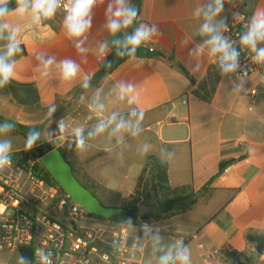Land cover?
<instances>
[{
    "label": "crops",
    "instance_id": "0c3cea01",
    "mask_svg": "<svg viewBox=\"0 0 264 264\" xmlns=\"http://www.w3.org/2000/svg\"><path fill=\"white\" fill-rule=\"evenodd\" d=\"M232 1L225 0L217 21L228 23ZM109 2L103 0L93 9L92 27L86 39L81 38L88 49L85 53H78L74 40L67 37L66 13L60 9L42 24L30 16L18 21L14 13L7 18L19 29L16 39L23 51L9 58L15 65L14 77L0 88V123L39 131L41 141H48L49 133L59 135L63 120L68 129L65 138L53 143L65 147L76 126L84 128L87 138L98 120L115 113L118 120L134 122L132 109L143 110L139 135L112 134V126L87 138L85 152L73 149L78 179L95 184L98 193L109 189L127 198L135 193L151 158H160L168 163L170 185L192 187L199 197L190 211L151 222L152 232L161 239L157 244L151 234L145 237L143 264H158L159 256L179 242L189 248L191 264H228L221 254H214L227 246L250 255L255 247L246 234H264V83L258 74L222 75L212 62L203 43L207 37L199 34L202 18L195 15L209 0H131L139 11L136 23L155 24L159 29V35L141 46L158 55L142 57L138 49L135 58L121 56L117 65L109 67L117 56L112 42L123 35L114 37L105 27ZM257 8H264V0H244L250 18ZM8 35L5 30L0 36V54L6 51ZM101 42H108L109 50L98 58L95 53ZM49 57L54 62L43 77L41 65ZM64 59L80 66L73 81L61 78L58 65ZM85 75L91 77L88 88L81 86ZM121 81L135 85L136 104L118 98ZM241 83L243 88L235 91ZM52 103L56 112L47 118ZM98 104L104 105L102 116L99 109H90ZM145 145L148 150L142 154ZM230 161L220 173L221 164ZM15 253H8L7 259ZM263 261L264 253L253 264Z\"/></svg>",
    "mask_w": 264,
    "mask_h": 264
},
{
    "label": "clouds",
    "instance_id": "9594fccd",
    "mask_svg": "<svg viewBox=\"0 0 264 264\" xmlns=\"http://www.w3.org/2000/svg\"><path fill=\"white\" fill-rule=\"evenodd\" d=\"M10 0H0V36L7 30L9 35L7 37L8 44L6 51L0 54V88L6 87L14 77V62H9V58L22 52L19 42L16 39L18 28H13L7 21L13 13L18 21H22L26 16H30L34 23L42 24L45 20L53 18L57 9L61 6V0H15L16 7L10 9ZM103 0H69L65 4L64 10V28L69 39L74 40L75 48L78 53H85L88 51L83 44L86 39V33L92 27L93 9ZM225 0H209L206 5L198 7L195 10V15L202 18V23L199 27V34L206 36L207 39L203 42L207 46L209 54L212 57H218V67L222 75L235 73L240 68V52L237 48L222 35L223 31L228 30V25L224 20L217 21L216 18L224 11ZM106 22L105 27L107 31L114 37L123 33L122 37L114 39L113 45L116 47L119 56H128L135 58L138 49L148 41H151L155 36L159 35V29L155 24L149 25L147 23H136L138 17V8L131 2V0H110L105 10ZM239 16V13H234L233 18ZM130 29V31H128ZM84 38V39H81ZM264 43V8H257L251 18L248 20L246 30L240 36V44L249 49L252 55V61L257 65L264 66V47L259 46ZM109 50L108 42H101L96 50L98 58H103ZM192 51H196L193 49ZM40 59V57H37ZM54 62V57H49L41 67L43 71L41 76L47 77L49 69ZM60 69L61 78L64 81H73L79 71L80 66L71 59H64L58 65ZM197 69L199 65L195 66ZM91 77L85 75L83 77V88L89 87ZM243 88V83L238 84L235 91L239 92ZM118 98L123 101L127 100L129 105L136 104L139 98L136 92L135 85L130 82H118L117 84ZM103 104L90 106L91 110H100L102 116ZM56 112V105L52 103L47 110L46 117L50 118ZM131 117H135V121H125L124 119H117V115L113 113L106 120H98L95 128L88 132L87 138L97 136L106 131L107 128L112 127V134L116 133H130L132 136L139 135L141 131V122L144 119V111H137L135 108L130 112ZM14 125L9 122L0 123V136L9 133L13 130ZM68 131L67 126L63 120L58 124L59 135L49 133L48 141L55 142L56 140H63L64 133ZM87 138L85 136L84 128L76 126L72 129V141L69 148L73 145L77 152L83 153L88 148ZM122 135L118 142H122ZM41 140V133L36 130H31L27 133L24 149L25 151L33 150L38 142ZM105 150H108L107 148ZM147 145L142 149V154L147 153ZM12 142L7 139H0V171L12 166ZM131 217L127 218V223H131ZM145 234H151L154 243H159V233H153L148 225L143 226ZM39 264H53L51 253H45L42 250H37L36 253ZM107 261L108 256L105 254L102 257ZM191 264L190 250L183 242L174 244L168 251L164 252L158 258V264ZM18 264H29V261L21 256L18 259Z\"/></svg>",
    "mask_w": 264,
    "mask_h": 264
},
{
    "label": "built area",
    "instance_id": "2783aa9c",
    "mask_svg": "<svg viewBox=\"0 0 264 264\" xmlns=\"http://www.w3.org/2000/svg\"><path fill=\"white\" fill-rule=\"evenodd\" d=\"M68 2L61 0L58 9L65 12ZM231 6L228 30L222 35L239 50L240 68L230 74L237 78L258 74L264 83V66L254 63V54L240 44L250 19L244 0H233ZM234 13H239L235 19ZM212 62L218 66V57ZM83 209L65 190L12 163L0 171V252L33 247L35 264H39L37 250L51 253L53 264H143L147 236L143 226L152 229L151 222L111 224ZM105 254L107 261L102 259Z\"/></svg>",
    "mask_w": 264,
    "mask_h": 264
},
{
    "label": "trees",
    "instance_id": "16d2710c",
    "mask_svg": "<svg viewBox=\"0 0 264 264\" xmlns=\"http://www.w3.org/2000/svg\"><path fill=\"white\" fill-rule=\"evenodd\" d=\"M9 7L10 9L16 7L15 0H10ZM117 64L118 63H115V65ZM185 73L187 76L191 77L187 71H185ZM14 129L23 135L27 134L26 132H29L21 125H14ZM57 147L58 146L53 142L40 140L38 145L31 151H25V149L13 151L11 153L12 161L15 165L20 166L27 171H31L35 176L46 180L50 184H53L64 191L41 162V157L43 155ZM59 148L62 150L65 158L74 167L72 151L75 146L73 145L71 148H69V146ZM231 163L232 161L222 163L220 173H222ZM80 181L99 197L105 205L120 206L124 209L122 213L111 218H104L89 213V215L111 224L140 226L145 222L150 223L152 221L167 220L176 215L190 211L197 203L199 197V194L195 192L192 187L173 188L169 182L168 163L157 157L151 158L143 170L142 175L139 177L135 193L127 198H123L117 192L109 189H102L101 193H98L99 189L96 188L95 184L83 182L82 180ZM104 198L108 199L110 203H107ZM141 204L155 206L157 207V211L140 216L139 206ZM128 217H131L132 220L130 224L127 223ZM246 240L249 244H253L255 247V250L250 255L246 252L235 250L231 246H227L221 249L222 258L228 264L256 263L260 257L256 249L259 244L262 243L264 245V234L248 232L246 234ZM20 253L29 261V264H35L33 247H23L21 248Z\"/></svg>",
    "mask_w": 264,
    "mask_h": 264
},
{
    "label": "water",
    "instance_id": "95a60500",
    "mask_svg": "<svg viewBox=\"0 0 264 264\" xmlns=\"http://www.w3.org/2000/svg\"><path fill=\"white\" fill-rule=\"evenodd\" d=\"M139 55L155 56L156 52L150 51L145 47H141ZM121 56H117L113 59L109 67L113 66ZM101 74H98L100 77ZM41 162L44 167L50 172L54 179L60 184V186L72 197V199L79 203L88 212L101 216L104 218H111L124 211L120 206L105 205L99 197H97L87 186H85L76 176L75 171L71 163L65 158L62 150L57 147L52 151L46 153L41 157ZM157 211V207L141 204L139 206L140 216H144ZM264 245L261 243L257 246V253L262 255L264 253Z\"/></svg>",
    "mask_w": 264,
    "mask_h": 264
},
{
    "label": "rangeland",
    "instance_id": "374dc122",
    "mask_svg": "<svg viewBox=\"0 0 264 264\" xmlns=\"http://www.w3.org/2000/svg\"><path fill=\"white\" fill-rule=\"evenodd\" d=\"M20 133H18L17 130H15L13 128V130L9 133H6L2 136H0V139H7V140H11L12 142V150H15V149H24V144H25V136L24 137H20V135H18ZM22 134V133H21ZM104 200L107 202V203H110L108 201V199L104 198ZM83 212H87L86 209H83ZM8 214H11V211L8 213ZM8 253H10L9 251H4V252H0V262L2 263H7V264H18V259L19 257H21V253L20 251H16L15 254L12 255V257L8 260L7 259V256L9 255ZM260 264H264V261L261 262Z\"/></svg>",
    "mask_w": 264,
    "mask_h": 264
}]
</instances>
